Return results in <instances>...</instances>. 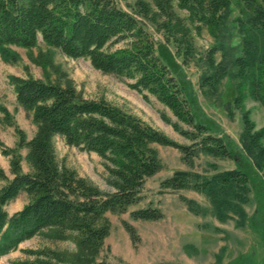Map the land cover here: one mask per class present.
Listing matches in <instances>:
<instances>
[{
    "label": "trees",
    "instance_id": "trees-1",
    "mask_svg": "<svg viewBox=\"0 0 264 264\" xmlns=\"http://www.w3.org/2000/svg\"><path fill=\"white\" fill-rule=\"evenodd\" d=\"M135 0L128 13L112 0H0V59L15 62L10 47L30 50L37 39L66 58L87 59L94 70L132 81L128 86L155 98L174 117L172 129L187 144H176L131 114L105 103L84 99L68 82L11 78L15 102L31 112L34 137L25 141L16 130V148L25 147L29 173H22L18 158L9 162L12 177L0 187V258L19 244L41 235L48 240H70L75 252L50 249L26 251V264H105L98 260L108 235V213H123L140 200L145 179L160 168L151 144L168 146L188 168L198 154L231 160L235 169L204 177L174 171L160 182L161 190H191L204 195L217 220L236 215V226L259 235L264 247V126L255 130L243 101L250 97L264 108V0H239L250 13L229 19V0ZM172 3L187 13L194 29L206 28L213 44L199 58L197 89L205 97L217 94L223 79L234 81L232 106L239 110L240 145L221 134L198 109L196 94L184 66L193 58L188 27L172 10ZM150 23L160 39L145 30ZM238 46H229L232 31ZM219 54V59L215 55ZM42 70L56 68L50 52L33 59ZM164 116H162L163 118ZM165 122H168L164 118ZM213 126V127H212ZM217 132V131H216ZM94 153L102 163L103 191L55 159L51 138ZM1 146V145H0ZM14 154L2 149V155ZM252 193L254 210L246 218L240 204ZM21 193L27 202L8 215L4 207ZM191 209L195 204L186 201ZM132 220L158 221L151 207L129 212ZM131 240L133 229L124 224Z\"/></svg>",
    "mask_w": 264,
    "mask_h": 264
},
{
    "label": "rangeland",
    "instance_id": "rangeland-1",
    "mask_svg": "<svg viewBox=\"0 0 264 264\" xmlns=\"http://www.w3.org/2000/svg\"><path fill=\"white\" fill-rule=\"evenodd\" d=\"M112 1L122 10L131 13L135 0ZM143 1L153 6L150 0ZM229 3V19L250 13V9L244 7L239 0H229ZM175 5L172 3V10L184 21L192 38L193 58L184 66V71L194 88L198 109L204 115L205 121H210L215 127L214 132L210 131L212 135L217 136L221 131V134L228 136L239 146L242 129L240 115L239 110L232 106L235 83L225 78L215 96L201 95L197 89V77L200 73L199 58L213 41L205 27L199 26V30L196 31L194 29L196 24H192L187 18V13ZM143 24L154 40L160 39L152 30L150 23L143 21ZM231 33L229 46L237 47L239 38L234 30ZM10 50L16 55L15 62L8 63L0 59V170L5 180L12 177L9 162L13 155L18 158L22 173H29L31 170L25 159L27 149L16 148L18 142L16 130L23 133L25 141L31 140L36 132L31 112L15 102L11 78L30 77L59 83L60 86L68 82L82 98L103 100L133 115L172 142L188 143L172 129L170 123L175 122V119L171 113L146 92L138 93L132 90L128 86L132 81L101 74L91 68L87 59L66 58L57 50L46 47L40 39H37L36 46L30 50L16 47H10ZM39 51L50 52L56 70L49 68L44 71L34 64L33 59ZM215 59H219V54L215 55ZM243 108L248 111L255 130L264 126V108L258 101L247 97L243 101ZM164 118L168 122H165ZM51 144L57 162L72 169L79 177L87 179L99 189L110 191L104 182L106 172L101 160L94 153L67 146L59 136H53ZM151 147L157 153L160 168L155 175L145 179L140 200L136 204L128 206L123 213L105 214L109 229L107 237L103 240L98 260H102L105 264H264V247L261 238L246 225L236 226V215L229 213L228 218L219 221L204 195L191 190L171 191L161 190L159 187L160 182L170 177L174 171H191L210 177L221 171L235 169L234 163L228 159L198 154L193 159L192 167L188 168L180 161V154L176 149L157 144H151ZM2 149L11 150L14 154L2 155ZM5 180L0 178V187ZM247 197L249 201L239 205L246 218L250 217L254 210L252 193L250 192ZM182 198L193 201L195 205L190 209ZM26 202L27 196L21 193L4 209L10 215L20 210ZM147 207L157 209L161 213V219L142 221L132 220L129 217L130 211ZM124 224L133 229L136 240L129 238ZM40 249L70 254L75 252L73 243L68 239L56 241L36 235L2 256L0 264L29 263L32 258L26 251Z\"/></svg>",
    "mask_w": 264,
    "mask_h": 264
}]
</instances>
